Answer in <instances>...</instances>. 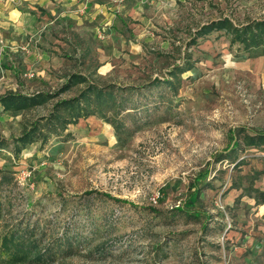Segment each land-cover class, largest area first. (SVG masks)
Segmentation results:
<instances>
[{
  "label": "rangeland",
  "instance_id": "374dc122",
  "mask_svg": "<svg viewBox=\"0 0 264 264\" xmlns=\"http://www.w3.org/2000/svg\"><path fill=\"white\" fill-rule=\"evenodd\" d=\"M113 2L70 44L48 21L0 27V96L46 94L0 104V264H264V205L244 190L263 153L224 156L235 128L264 129V56L241 57L223 30L195 38L264 17V0ZM90 83L100 96L61 107ZM15 229L32 232L18 251Z\"/></svg>",
  "mask_w": 264,
  "mask_h": 264
},
{
  "label": "trees",
  "instance_id": "16d2710c",
  "mask_svg": "<svg viewBox=\"0 0 264 264\" xmlns=\"http://www.w3.org/2000/svg\"><path fill=\"white\" fill-rule=\"evenodd\" d=\"M225 31L229 36L230 43L232 45H237L238 51L241 57H258L264 55V17L248 19L242 23L233 22L228 17H219L217 19L211 20L208 23L202 24L196 30L195 38L202 37L209 34L212 31ZM177 67V72L182 73L189 68V66H174ZM173 73L170 72L169 76ZM78 78L77 74H71L68 78V81L64 85L67 87L70 83L74 82V79ZM156 81H159L156 79ZM167 83H170V79H163ZM86 92V93H85ZM80 94V96L71 98L68 100H61L59 104L61 107L67 106L70 109L80 105V99H89V92H96L97 96H100L101 89L95 86L93 83L88 84L86 91ZM109 94V92H107ZM46 94L41 92L34 93L32 95H23L17 93H6L0 96V104L4 108L20 109L31 105L40 104L45 101ZM86 114H84L85 116ZM80 117V114L76 115ZM234 134L232 135L231 144L228 146L225 152V157H235L238 150L244 151L246 149H257L263 153V163L260 169L254 170L253 173L249 176V183L244 187V190L247 194L254 200V203L257 205H264V186L255 187L254 181L258 179L259 176L264 175V129L257 131H246L244 127H237L233 130ZM30 137V134L25 133L17 138V141L25 143ZM32 236V232L27 229H15L7 233L4 238V243L8 247H14L15 251H18L21 247L25 245L27 240ZM34 241V240H33ZM71 240H64L63 242L54 246V244H47L44 247V252L41 253V256H47L48 252L59 251L69 252L72 251ZM63 249L59 250L63 245Z\"/></svg>",
  "mask_w": 264,
  "mask_h": 264
},
{
  "label": "crops",
  "instance_id": "0c3cea01",
  "mask_svg": "<svg viewBox=\"0 0 264 264\" xmlns=\"http://www.w3.org/2000/svg\"><path fill=\"white\" fill-rule=\"evenodd\" d=\"M115 5L113 0H0V27H12L20 34L29 24L38 28L48 21L53 41L70 44L75 36L87 35L88 24L94 26L104 18L109 23Z\"/></svg>",
  "mask_w": 264,
  "mask_h": 264
}]
</instances>
